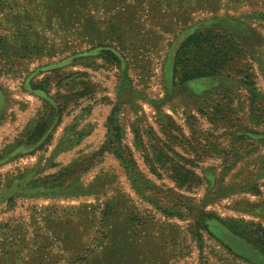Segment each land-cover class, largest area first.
Wrapping results in <instances>:
<instances>
[{
    "label": "rangeland",
    "instance_id": "374dc122",
    "mask_svg": "<svg viewBox=\"0 0 264 264\" xmlns=\"http://www.w3.org/2000/svg\"><path fill=\"white\" fill-rule=\"evenodd\" d=\"M260 12L264 0H0V264H264L224 224L264 227ZM203 26L254 48L255 108L236 67L175 78L180 43ZM119 100L133 171L108 133ZM178 164L196 179L176 181Z\"/></svg>",
    "mask_w": 264,
    "mask_h": 264
},
{
    "label": "trees",
    "instance_id": "16d2710c",
    "mask_svg": "<svg viewBox=\"0 0 264 264\" xmlns=\"http://www.w3.org/2000/svg\"><path fill=\"white\" fill-rule=\"evenodd\" d=\"M260 13L261 17L259 21H262L264 20V13ZM259 39H263L260 33ZM6 43L5 36L0 34V51L5 52L7 49L5 47ZM253 49L254 48L251 49L248 47L246 42L233 31L219 26H203L192 31L180 43L175 54L173 74L180 84H184L197 78L220 76L227 70H233L236 67L237 71L242 73L241 75L243 79H245L244 83L250 90V105L255 108L257 102H261V100L256 91L254 73L251 69L252 64L245 60V57H249L250 60H257ZM102 51L106 61L115 62L117 65H120L121 58L116 48H103ZM124 75L123 77L125 78L127 72H125ZM119 96H121V94ZM226 100L230 102L228 98H226ZM228 102H226V105H230ZM121 104V100H119L107 118L108 133L110 134V141L112 144H115V146L112 147L114 155L123 159L125 163H127L126 165L129 167V171H133V168H130L132 157L130 154H126L123 146L117 144L123 138L125 131L123 124L118 119L119 111L122 109ZM214 109L217 110L215 113H219L218 111L220 110H218V105ZM215 117L219 116L216 114ZM47 129V124L37 125L30 135V138L34 140L41 139L47 132ZM172 174L175 180L182 185L196 179V173L193 170L180 164L173 165ZM130 175L132 176L131 172ZM188 207L190 208L186 209L187 212H192L196 209L199 210V207L194 206L192 203L189 204ZM224 224L230 231L252 242V244L264 253V227L259 225L254 231L250 229L251 224L243 220H230L226 221ZM192 227L194 234L200 237L201 231L204 229L202 222L196 220Z\"/></svg>",
    "mask_w": 264,
    "mask_h": 264
}]
</instances>
